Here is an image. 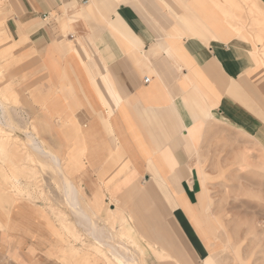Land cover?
<instances>
[{
	"label": "crops",
	"instance_id": "0c3cea01",
	"mask_svg": "<svg viewBox=\"0 0 264 264\" xmlns=\"http://www.w3.org/2000/svg\"><path fill=\"white\" fill-rule=\"evenodd\" d=\"M4 1L14 106L36 120L45 90L39 135L79 190L117 201L143 264H247L211 210L198 156L222 133L264 154V21L246 5L264 16V0ZM4 198L0 184L3 260Z\"/></svg>",
	"mask_w": 264,
	"mask_h": 264
},
{
	"label": "rangeland",
	"instance_id": "374dc122",
	"mask_svg": "<svg viewBox=\"0 0 264 264\" xmlns=\"http://www.w3.org/2000/svg\"><path fill=\"white\" fill-rule=\"evenodd\" d=\"M246 5L251 17L254 16V21L256 20L257 23L264 21V16L257 15L252 5ZM5 17L6 2L0 0L2 24ZM2 24H0V38L3 37L1 36V29L4 26ZM262 33L264 34V31ZM0 49H3L0 55V98L11 119L19 124L18 131L9 129L0 131V136L6 138V144L3 146L8 151L14 152L11 161L2 159L3 166L0 167L2 179L0 184L4 185L6 209L5 257L4 260L0 257V264H115L106 250L95 247L96 243L75 223L62 199L56 175L39 156L40 159L32 154L22 139V132L26 130L23 127L27 125L28 119L29 129L37 133L49 146L38 132L39 125L43 129L49 128L48 122L44 119L46 92L43 89L37 90L36 98H39L41 102L42 116H38L36 120L29 112L24 110L21 112L15 107L14 105L19 106V103L15 99L17 94L12 83L11 71L12 67L18 64L14 51L16 47L12 40L3 39ZM24 49H26L25 46L20 47L19 51L23 52ZM263 51L264 43L261 44L258 52ZM19 60L23 61L25 58L22 57ZM23 76L28 75L22 74ZM14 109L19 112L18 115ZM59 129H61L60 126ZM14 146L17 147L16 150ZM23 152H29L34 161L28 159L22 161L23 164L19 162L23 156L27 158L22 154ZM200 152L198 158L203 170L201 172L204 177V190L206 195L208 194L211 210L217 216L222 232L228 237L230 246L240 249L239 252L245 249L247 264H264V154L247 141H238L234 133H222L221 137L207 136ZM75 159L74 155V163H76ZM13 179L23 182L22 186L27 189L26 194H23L25 197L19 196L20 193L16 191L18 186L13 185L15 183ZM26 196L37 202H32L34 206L25 205V207L30 208L32 212H35L36 208L41 214L38 212H35V215L34 212H30V215L23 214V209H19V205L22 204L19 200L27 199ZM7 199H12V202H7ZM81 200L85 207L89 204L97 215L98 222H95V225L109 226L114 234L122 235L121 238L116 237L136 252L139 264H143L146 253L145 242L133 233L130 228L132 225L129 226L128 219L124 212L119 210L117 201L111 197L105 199L100 195L91 196L83 191ZM60 220H63V225H59ZM72 235L76 237L73 239ZM20 238L22 243L18 245ZM69 246L81 248L78 258Z\"/></svg>",
	"mask_w": 264,
	"mask_h": 264
},
{
	"label": "bare ground",
	"instance_id": "6f19581e",
	"mask_svg": "<svg viewBox=\"0 0 264 264\" xmlns=\"http://www.w3.org/2000/svg\"><path fill=\"white\" fill-rule=\"evenodd\" d=\"M242 1L246 2L247 0H242ZM253 10L255 13H257V15L258 14L262 15L261 11L258 8L253 7ZM14 112L17 115L19 114V112L16 109H14ZM27 118L28 117H26V119ZM26 123L27 125L25 124V126L23 127V129H26V130H24L22 132V136L21 135L20 136L25 141L26 145L30 148V150L32 151V154L37 155V157L39 156L45 162L46 166L49 169H51V171L56 175L58 184L60 186L59 188H60V192L62 195V199L64 201V204L68 207L75 223L78 224L79 227L82 228V231H84L93 240V242L96 243V244L94 243L95 247L104 248L106 250V252L109 254L110 259L115 264H139L137 253L129 249L121 239L119 240L116 237L118 236L121 238L122 235L118 233L114 234L109 228V226L107 227L106 225H102V224L95 225V222H98L97 215L93 212L89 204L87 205V207H85L86 205L84 206L82 204V200H81L82 191L79 190L78 186L73 182V180L70 177V172L68 171V169H66L65 165L62 163L63 160H62L60 149L59 148L53 149L47 146L45 142L42 139H40L37 133L29 129L28 124H30V121H28V119L26 120ZM62 124L63 122L61 121L57 122V125L60 127L62 126ZM18 128H19V124L14 122L11 119V117L9 116L7 112L5 104L0 98V131L1 129H9L10 131H16ZM5 144H6V138H4V136L2 137L0 136V155H3L5 161L8 162V161H11V158L14 152L12 150L8 151V149H6L3 146ZM14 149L16 150L17 147L14 146ZM22 154H24L25 157L27 158H24L23 156V158L19 159V162L21 161L22 163V161H25L28 159L29 161H34V159L31 157L32 155L30 156L29 152H23ZM42 160L40 161L42 162ZM14 168H16V166H14ZM14 182L15 183H13V185L18 186L16 191L20 193L19 196L25 197L23 194L24 193L26 194L27 189L24 186H22L23 182L18 179H15ZM26 198L27 199L20 198L19 202H21L22 204L19 205V209L20 210L23 209L22 211L23 214L25 213L26 215H30V212L33 213L34 211L32 212L31 210H29L30 208L25 207V205L29 207L34 206L32 202L36 203L37 201H35L33 198H30L28 196H26ZM6 201L11 203L12 199H7ZM32 210H33V207H32ZM35 210H36L35 212H38L41 214L40 210L36 208ZM35 212H34V215H35ZM63 224H64L63 220H60L59 225H63ZM91 225H94V226L92 227ZM72 237L74 239L76 235H72ZM21 238L18 241V245L22 243ZM69 247H72L70 248V250L74 252L73 254H75L76 257L80 256L79 254L81 250L79 249L81 248H76L75 246H69Z\"/></svg>",
	"mask_w": 264,
	"mask_h": 264
},
{
	"label": "built area",
	"instance_id": "2783aa9c",
	"mask_svg": "<svg viewBox=\"0 0 264 264\" xmlns=\"http://www.w3.org/2000/svg\"><path fill=\"white\" fill-rule=\"evenodd\" d=\"M80 2H81L82 4H86V3L88 2V0H80ZM42 19H43V20L46 19V15H45V14L42 15ZM147 81H148V78H147V77L144 78V82H147Z\"/></svg>",
	"mask_w": 264,
	"mask_h": 264
}]
</instances>
